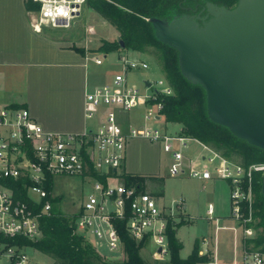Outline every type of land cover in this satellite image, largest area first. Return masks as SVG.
Segmentation results:
<instances>
[{
  "label": "built area",
  "instance_id": "obj_1",
  "mask_svg": "<svg viewBox=\"0 0 264 264\" xmlns=\"http://www.w3.org/2000/svg\"><path fill=\"white\" fill-rule=\"evenodd\" d=\"M39 5L31 25L41 32L45 25L68 27L80 16L88 0H32ZM125 70L108 84L95 85L85 91V117L96 124L82 132L47 130L25 106L0 104V264H34L27 252L32 246L21 240H35L42 236L40 219L50 213L54 197L46 187L49 177L57 175L82 176L94 181V193L81 204L75 225L79 233L103 240L117 252L124 251V243L113 217L125 218L129 235L136 241L145 238L154 244L155 254L164 257L169 251L166 233L167 217L158 198L148 190L126 186L120 174L127 158L131 138L142 136L157 142L170 157L171 176L188 174L201 181L224 180L229 185L231 224L221 223L215 204L208 203L207 219L214 223V235L200 239L199 253L210 254L203 264H264V253L247 250L245 239L256 235L253 223V180L256 173H264V162L243 165L197 138L180 132L170 133L156 125L143 127L128 123L125 128L121 115L132 108L144 107L146 121L165 119L159 95L173 93L166 77L151 82L144 89L130 85L127 70L145 69V59H129L119 53ZM97 64L103 60L94 57ZM162 86V87H160ZM154 106V108L152 107ZM174 123V122H173ZM200 144L201 150L191 156L189 142ZM91 170L105 175L106 182L94 177ZM112 171V174L109 172ZM113 180H118L113 183ZM108 198L114 207L110 211ZM183 207V199L178 201ZM248 211H245V208ZM233 232L235 248L242 239V262L217 261L218 232Z\"/></svg>",
  "mask_w": 264,
  "mask_h": 264
},
{
  "label": "trees",
  "instance_id": "obj_2",
  "mask_svg": "<svg viewBox=\"0 0 264 264\" xmlns=\"http://www.w3.org/2000/svg\"><path fill=\"white\" fill-rule=\"evenodd\" d=\"M204 0H88V5L109 21L120 33L125 48H120L118 41L103 40L99 51H123L133 49L144 51L146 45H152L162 71L173 93L159 95L162 101V114L168 122L181 123V133L197 138L205 144L221 151L225 156L248 166L252 163L264 162V149L250 144L247 140L234 135L231 130L209 118L207 111V94L200 83L188 80L179 66V51L166 42L160 40L150 17L172 20L175 16L184 14L194 15L191 7ZM216 5L232 8L237 0H208ZM28 12L34 13L39 5L32 0H25ZM44 29V27H43ZM79 53L85 54L84 47L73 46ZM24 106L23 104H13ZM91 174L106 182L105 175L91 170ZM112 174V171L109 172ZM126 186H136L145 190L149 183L163 188V178L156 174H139L122 171L120 174ZM46 187L53 191V177L50 176ZM163 192L157 195H162ZM60 197H51L53 206L50 213L40 219L42 236L35 239L21 240L40 252L51 256L52 264H150L141 255L149 239L141 241L133 239L126 228L127 210L125 218L113 217V222L121 235L124 251L127 257L122 261H109L100 254L86 237L76 229L78 213H66L57 207ZM244 207V206H243ZM245 211H248L246 207ZM252 214L256 228V235L245 239L247 250H259L264 253V196L262 194V174L256 173L253 180ZM184 221V220H183ZM175 222L171 216L167 217L166 233L170 257L166 264H203L210 260V254L199 253V240L196 239L191 252L186 257L180 255L183 247L177 236V228L182 225Z\"/></svg>",
  "mask_w": 264,
  "mask_h": 264
},
{
  "label": "rangeland",
  "instance_id": "obj_3",
  "mask_svg": "<svg viewBox=\"0 0 264 264\" xmlns=\"http://www.w3.org/2000/svg\"><path fill=\"white\" fill-rule=\"evenodd\" d=\"M15 11V3L11 4L8 1L0 0V40L6 52L11 51L13 47L19 52L25 51L26 48L24 35L20 30H17L19 27L14 23L16 20L12 19V14ZM34 16L35 14L32 15V19ZM206 16L209 18L212 16V13L209 11L204 15V17ZM42 32L53 37H62L78 45H84L85 53L88 55L87 68L89 75L98 79L100 81L98 84L110 83L116 74L124 72L125 67L123 61L120 59V52H125L129 59H145L149 63V67L145 69L127 70V81L130 85L144 89L147 81L158 82L165 77L158 63V58L155 55L156 48L152 45H146L144 51L133 49H126L120 52L99 51L98 47L103 40L117 41L120 33L109 21L104 19L88 4L83 8L80 16L74 18L68 27L45 25ZM30 46L32 48L36 47L34 41L31 42ZM94 57H100L103 62L101 64L95 63ZM41 73L42 70L39 74ZM0 104H4L1 94ZM152 107L154 108V106ZM121 119L124 126H128L129 122L136 127L156 125L167 129L170 133H178L182 128L181 123L177 122L174 124L173 122L166 121L164 118L146 121L144 119V107L141 105L132 108L128 113L122 114ZM130 141L132 144V154H130L129 158L132 162L136 164L152 162L153 165L160 167L159 172L161 175L159 176L163 178V188L150 183L147 190L155 194L163 192V196L158 201L159 206L175 222H183L177 228V236L183 243L180 255L186 257L191 252L195 240L198 239L200 241L199 237L201 238L203 234L211 233L213 230L211 221L207 219L208 203L210 201L218 203V207L220 206L223 211L229 214V186L224 180H212L211 183L203 186L205 182H201L188 174L171 176L168 171L170 157L160 145L142 136L133 137ZM189 145L188 153L191 156L201 150L200 144L196 142L190 141ZM117 182L118 180H113V183ZM93 184L94 181L91 178L57 175L52 191L53 196L60 197L57 207L66 213H78L83 201L91 193H94ZM181 198L184 200L186 209L178 207L177 203ZM228 235H230V231L228 230L220 232L222 238ZM86 239L109 261H122L127 257L125 251L119 253L110 249L103 240L96 238L92 234H88ZM154 250V244L148 242L141 248L140 252L143 258L150 264H166V261L170 257L169 252L164 257H160L155 254ZM27 252L34 264L53 263L54 259L51 256L40 252L34 247L28 248Z\"/></svg>",
  "mask_w": 264,
  "mask_h": 264
},
{
  "label": "water",
  "instance_id": "obj_4",
  "mask_svg": "<svg viewBox=\"0 0 264 264\" xmlns=\"http://www.w3.org/2000/svg\"><path fill=\"white\" fill-rule=\"evenodd\" d=\"M207 4L209 18L149 20L157 37L179 51L182 74L205 88L209 118L264 149V0H238L233 8ZM117 41L125 48L120 36ZM107 205L114 210L110 198Z\"/></svg>",
  "mask_w": 264,
  "mask_h": 264
},
{
  "label": "crops",
  "instance_id": "obj_5",
  "mask_svg": "<svg viewBox=\"0 0 264 264\" xmlns=\"http://www.w3.org/2000/svg\"><path fill=\"white\" fill-rule=\"evenodd\" d=\"M2 1L15 3L16 11L12 12V19L16 20L14 23L19 27L17 30L22 32L26 42L25 51L19 52L13 47L11 51L6 52L0 40V94L4 104H23L30 110L33 118L51 131L82 132L94 126L96 122L85 117V91L99 85L100 81L89 75L88 55L86 53L83 55L73 48V46H85L62 37H53L42 31H35L31 25L33 14L27 11L25 0ZM32 41L36 47L30 46ZM40 69L41 74H39ZM130 154H132L131 141L128 143L123 171L161 175L159 166L153 165L152 162L136 164L130 160ZM211 181L201 182H205L203 186H206ZM152 194L158 198V201L163 196V194ZM213 203L217 215L222 218L221 223L231 224L229 214L218 207V203ZM183 209H186L184 204ZM210 223L213 226L212 232L203 234L201 238L203 236L212 238L214 235L215 226L213 222ZM222 230L230 231V235L222 238L220 236ZM217 245L218 262L232 263L235 258L238 262H242L244 255L242 239L235 248L231 230H219Z\"/></svg>",
  "mask_w": 264,
  "mask_h": 264
},
{
  "label": "flooded vegetation",
  "instance_id": "obj_6",
  "mask_svg": "<svg viewBox=\"0 0 264 264\" xmlns=\"http://www.w3.org/2000/svg\"><path fill=\"white\" fill-rule=\"evenodd\" d=\"M237 2H238V0H237ZM207 3H209L208 0H204L201 4L196 3L195 6L191 7V11H192L191 13L194 15H200V16L206 15L209 12ZM236 4H235V6H236Z\"/></svg>",
  "mask_w": 264,
  "mask_h": 264
}]
</instances>
